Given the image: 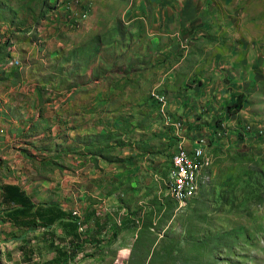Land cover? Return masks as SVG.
<instances>
[{"label":"crops","instance_id":"obj_1","mask_svg":"<svg viewBox=\"0 0 264 264\" xmlns=\"http://www.w3.org/2000/svg\"><path fill=\"white\" fill-rule=\"evenodd\" d=\"M207 1L0 0V230L31 232L4 222L11 186L35 209L81 210L101 241L114 212L162 196L169 147L168 168L198 139L264 155V115L233 107L253 74L215 51Z\"/></svg>","mask_w":264,"mask_h":264},{"label":"rangeland","instance_id":"obj_2","mask_svg":"<svg viewBox=\"0 0 264 264\" xmlns=\"http://www.w3.org/2000/svg\"><path fill=\"white\" fill-rule=\"evenodd\" d=\"M197 21L208 25L215 51L223 44L224 53L234 55L253 74L252 89L235 98L233 107L263 116L264 0H213V10ZM153 97L164 105V95ZM176 125L182 128L183 122ZM109 148L104 143V152ZM208 157L199 175V191L190 200L182 204L170 190L169 169L162 184L164 196L130 202L132 214L114 212L112 227L105 233L109 238L102 237L99 245L82 244L71 264H264V155L256 157L245 145L209 146ZM130 215L136 224H130ZM3 227L0 264H44L55 256L41 231L22 239L9 225ZM53 231L64 238L60 227Z\"/></svg>","mask_w":264,"mask_h":264},{"label":"trees","instance_id":"obj_3","mask_svg":"<svg viewBox=\"0 0 264 264\" xmlns=\"http://www.w3.org/2000/svg\"><path fill=\"white\" fill-rule=\"evenodd\" d=\"M203 163L205 165L206 161H203ZM169 188L172 191L171 184ZM6 193L7 197L4 201V222L7 221L17 229H25L26 233L30 231H41V238L48 241V248L55 253V256L45 261L44 264H71L77 258L79 252H82V244L90 242L91 245H99L103 241L102 239L99 241L95 237V234L99 233L97 229L91 233L87 231L86 236L80 235L73 221L75 220L74 217L59 210L56 206L35 209V206L25 197L23 192L14 186L7 188ZM63 219L68 221L61 223ZM56 223L62 224L66 236L70 234L73 236V239L67 242L68 248L60 247L61 243L66 241V237H56L53 231ZM19 238L23 237L21 236ZM55 241H58L59 245H56Z\"/></svg>","mask_w":264,"mask_h":264},{"label":"bare ground","instance_id":"obj_4","mask_svg":"<svg viewBox=\"0 0 264 264\" xmlns=\"http://www.w3.org/2000/svg\"><path fill=\"white\" fill-rule=\"evenodd\" d=\"M205 145H206V140H205ZM178 148H183V147L179 146ZM183 151L184 153H186V166H184L183 184L182 181H180L176 176V175H182V167L177 166V150L174 152L172 157V168H174L175 174L173 173L172 170L169 172L172 191L176 197H179L181 199L182 204L190 200L189 198L193 197L195 193H198L200 187L199 175L202 168L204 167L203 161H206L208 159L207 156L205 160L196 163L194 152L188 151L184 148ZM183 187L187 189H183ZM108 238L109 237H107L106 239Z\"/></svg>","mask_w":264,"mask_h":264},{"label":"built area","instance_id":"obj_5","mask_svg":"<svg viewBox=\"0 0 264 264\" xmlns=\"http://www.w3.org/2000/svg\"><path fill=\"white\" fill-rule=\"evenodd\" d=\"M152 98L154 99V97ZM263 133H264L263 129H259V131L257 132V135L259 137H262ZM180 135L181 134H176V136H180ZM218 136H221V134L219 133ZM175 146L177 147V166L182 167V175H176V176L180 181H182V184H183L184 166H186V153H184L183 148H178V143ZM208 149L209 147L205 145V139L197 140L196 146L191 147V152H194L195 154L196 163H199L200 161L206 159V157L208 156ZM165 169H171L174 173V168H168V164ZM183 189H187V188L183 187ZM73 221L76 224L77 232L81 235V228L86 227V224L83 220V215H82L81 210L76 212V220H73ZM107 237H108L107 235L103 234V240L106 239ZM72 239H73V236L71 234L66 236V239H65L66 241L61 243V247L68 248L67 242L71 241Z\"/></svg>","mask_w":264,"mask_h":264}]
</instances>
